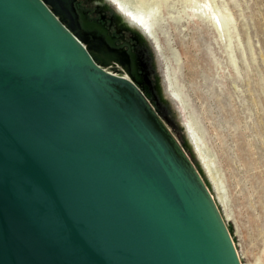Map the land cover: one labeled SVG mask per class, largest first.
I'll use <instances>...</instances> for the list:
<instances>
[{
  "label": "water",
  "instance_id": "obj_1",
  "mask_svg": "<svg viewBox=\"0 0 264 264\" xmlns=\"http://www.w3.org/2000/svg\"><path fill=\"white\" fill-rule=\"evenodd\" d=\"M115 39L78 0H0V264H241Z\"/></svg>",
  "mask_w": 264,
  "mask_h": 264
},
{
  "label": "rangeland",
  "instance_id": "obj_2",
  "mask_svg": "<svg viewBox=\"0 0 264 264\" xmlns=\"http://www.w3.org/2000/svg\"><path fill=\"white\" fill-rule=\"evenodd\" d=\"M110 1L83 0L113 23L121 4L135 11ZM148 1L158 8L148 28L115 26L144 41L160 115L211 188L243 263L264 264V0Z\"/></svg>",
  "mask_w": 264,
  "mask_h": 264
},
{
  "label": "flooded vegetation",
  "instance_id": "obj_3",
  "mask_svg": "<svg viewBox=\"0 0 264 264\" xmlns=\"http://www.w3.org/2000/svg\"><path fill=\"white\" fill-rule=\"evenodd\" d=\"M78 6H83L87 9L88 17L90 19L95 18L101 23H105L106 26L110 28L111 35H113L116 39L113 43L114 46L119 47L123 45V49L130 55V59H132V65L136 73L137 79L140 81V83L146 87L147 92L151 94L152 99L156 100L159 97L157 95V87L155 86V78L150 79V63L149 59H146L144 56V49H143V43H139L136 41L132 36L134 33L122 29H118L115 25H122V23H119L117 17H115L116 23H113V14L110 16L106 15L105 10H101L98 8L97 4L95 3L94 10L91 9V7L87 4H84L83 0H78ZM107 10V9H106ZM118 30V31H117ZM114 68H117V70H121V66H113ZM154 80V82H153ZM162 101V100H161Z\"/></svg>",
  "mask_w": 264,
  "mask_h": 264
},
{
  "label": "bare ground",
  "instance_id": "obj_4",
  "mask_svg": "<svg viewBox=\"0 0 264 264\" xmlns=\"http://www.w3.org/2000/svg\"><path fill=\"white\" fill-rule=\"evenodd\" d=\"M104 1H106V2H108V3H111V1L110 0H104ZM120 1H124V2H131V3H133L134 4V6H135V11H132V12H130V15L127 13V10H122V8H123V5L121 4V8H120V14L119 15H117L116 17H117V19H118V21H119V23H125V24H127V25H129V26H131V27H133V28H141V29H144L145 28V26L147 27V25L148 24H151V23H153V21H155L156 20V9H158V8H156L154 5L155 4H153V3H151L150 1H148V0H120ZM124 4V3H123ZM215 10V9H214ZM218 12L219 11H216V14L217 15H219L218 14ZM128 14V15H127ZM221 15V14H220ZM149 26V25H148ZM148 28V27H147ZM146 29V28H145ZM136 30V29H135ZM137 30H139V29H137ZM117 72H115V74H116ZM158 91H159V88H158ZM202 160H203V162H202V164H203V166H204V168L206 169V170H209L208 169V167H207V163H206V161L202 158ZM201 160V161H202ZM203 168V169H204ZM210 172V171H209ZM208 172V173H209ZM207 173V174H208ZM210 174V173H209ZM209 176V175H208ZM208 178V177H207ZM208 189L210 190L211 188L210 187H208ZM211 193V192H210ZM213 197V196H212ZM214 198V197H213ZM215 200V199H214ZM216 202V201H215ZM217 204V203H216ZM220 209V208H219ZM222 213V212H221ZM225 221V223L227 224V226H228V223H227V221H226V219L224 220ZM228 229H229V231H230V228H229V226H228ZM230 234H231V231H230ZM231 236H232V234H231ZM232 239H233V241H234V238H233V236H232ZM234 244H235V242H234ZM235 246H236V244H235ZM236 249H237V247H236ZM237 252H238V250H237ZM238 255H239V258H240V261H241V264H244L243 263V261H242V257H241V255H240V253L238 252Z\"/></svg>",
  "mask_w": 264,
  "mask_h": 264
}]
</instances>
